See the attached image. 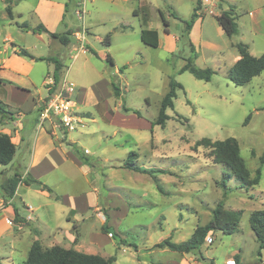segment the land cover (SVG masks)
I'll return each mask as SVG.
<instances>
[{"label": "rangeland", "instance_id": "1", "mask_svg": "<svg viewBox=\"0 0 264 264\" xmlns=\"http://www.w3.org/2000/svg\"><path fill=\"white\" fill-rule=\"evenodd\" d=\"M158 2V9L141 8V14L144 16L146 11L151 26L158 29L161 37L164 38V29L177 37L176 50L172 53L162 46L143 43L139 38V23L125 8L119 9L120 16L135 30H119L115 36H109L110 40L116 39L111 46L106 47L102 42L93 49L86 42L84 53L76 57L71 56L73 44L62 46L61 62L69 66L72 74H82V84L86 85L90 79L83 72V65L106 73L111 83L107 101L117 112L116 120L110 124L96 107L83 106L82 111H89L88 115L74 107V115L80 122L72 131L61 127L60 134L66 136L63 146L81 157L84 165L76 167L67 163L66 168L42 174L40 182L52 194L51 205L48 203L39 211L34 207L39 199H46L27 190L25 201L34 211L22 208L21 215L26 217L23 229L16 225L21 222L11 221V233L0 235V264H23L38 229L41 231L38 241L43 243V248L56 243L84 253L112 257L110 264H234L235 256L239 264H264V248L258 255V242L248 221L252 211L264 209V158L260 161L264 152V70L243 85H235L227 78L233 55L238 53L236 43L247 44L255 56L264 52V22L257 27L258 32L253 30L248 16L252 8H245L248 1L236 0L232 8L226 0L213 6V0L198 11L200 18H195V26L191 30L192 23L186 31L184 21L189 20L195 6L191 0ZM14 4L12 8H23L26 2L22 1L18 7ZM5 7L6 1L0 0V47L4 35L1 12ZM76 7L83 8L74 6L71 0L69 8ZM106 7L103 4L99 8ZM86 8L89 10L86 23L87 18L99 16L98 7ZM231 8L239 32L228 36L216 15ZM114 16L105 18L112 22ZM102 28L105 27L93 29L94 35L103 38ZM26 39L28 43L35 40L30 35ZM122 39L129 44L124 50L120 48ZM106 55L113 64L106 60ZM188 59L197 67H210L214 71L210 79H197L189 71L180 72ZM170 78L182 88L176 91L173 109L166 110L169 118L164 127L158 124L147 127L146 122L152 124L158 115ZM67 81L71 83L70 79ZM112 84L119 89V96L113 93ZM122 105L129 110L124 111ZM248 115L250 118L245 123ZM227 137L237 140L239 154L251 178L256 168L261 169L257 184L243 188L238 181L227 178L222 186L226 168L213 161L209 148L196 144L203 138L214 141ZM55 195L76 209L74 214H69V220L54 210ZM221 199L224 208L241 210L235 232L214 230L197 253L157 246L165 238L173 242L188 239L197 225L211 218L212 209ZM82 201L87 202L83 203V210L77 209L75 205ZM28 214L30 217L25 216ZM55 224L66 228V232L57 231ZM103 225L111 233L104 231Z\"/></svg>", "mask_w": 264, "mask_h": 264}, {"label": "crops", "instance_id": "2", "mask_svg": "<svg viewBox=\"0 0 264 264\" xmlns=\"http://www.w3.org/2000/svg\"><path fill=\"white\" fill-rule=\"evenodd\" d=\"M22 1L26 2V4H22L23 8L11 7V16H8L5 8L1 12V18L4 22L2 25L4 35L2 37L3 45L0 47V101L6 106L5 108L9 113L0 115V132L10 136L11 141L15 145V154L8 164L0 165V235L11 233V226H13V224H10L11 221L18 220V222L22 223L21 225L16 224L18 229H23V225L26 224L23 220L26 217L21 215V209L24 207L26 209L27 206H30L25 201L27 190L30 189L46 199V201L39 199L34 207L35 211L49 204L51 205L49 197L52 192L43 189L41 184L36 182L26 184L19 181L13 194L8 196L9 189H5V187L9 179L16 173L21 178L27 176L40 182L42 174L61 167L66 168L67 163H72L76 167L84 165L80 160L81 157L79 158L76 153L63 146L62 140L66 136L60 134V125H56L53 120L48 119L39 124L38 116L49 94L44 81L46 76L53 75L54 71V63L51 60L40 58L50 57L57 61L59 69L54 78L56 84L70 79L74 88L75 108H77L79 113L90 114L89 111H82L83 106L89 105L99 108L111 124L113 120H116L117 112L115 113L107 101V96L110 94L108 89L109 84H111L109 82L110 79L107 78L106 73L97 72L83 65V72L89 74L90 79L86 85L82 84L81 81L83 82L84 80L82 74H77L76 72L72 74L69 66L66 67L61 62L62 46L66 48L69 45L76 44L73 33L81 28V25L87 27V45L93 46L94 49L95 46H98V43L104 42V36L108 34V45L105 46H111L113 42H116V39L110 40L109 36H115V33L119 30L121 32L128 29L135 30L129 21H124L122 15L120 16L119 9L121 8H125L136 18L139 23V38L141 30L155 29L158 34V45L156 47L162 46L171 53L176 50L177 40V37L169 33L168 29L163 30L164 38L161 37L158 29L151 26V20L148 15L146 14V17H144L141 14V8L158 9L160 7L158 0H73L74 6H83L82 9L87 12L84 13L83 19L78 18L75 14L77 7L69 8L71 0H18L14 5L18 7ZM226 1L230 7L235 8L236 0ZM244 1H248L245 8H252L248 11V16L252 21L253 30L258 32L257 27H260V24L264 22V0ZM191 2L196 5L197 0H191ZM212 2L213 0H200L199 13L201 8L212 4ZM214 2L213 6L219 5L218 2L220 0H214ZM103 4L108 7L99 8ZM88 6L98 7L96 12L99 13V16L94 19L87 18L86 23V15L89 14V10L86 8ZM173 8L177 7L174 5ZM110 14L115 15L112 22L106 20ZM195 18L199 19L200 17ZM77 20L80 21L78 25L76 23ZM195 22H193L191 30L195 26ZM21 24H26L28 28H23ZM101 25L105 27L102 28L103 38L99 35H94L93 31V29L98 31ZM41 26L45 28V31L39 30ZM67 32L69 35H67L68 43L66 45H63L58 38L50 37L51 33L62 35ZM191 32L189 33L190 36ZM28 35L35 39L34 43H28L26 39ZM128 45L126 39L120 41L121 50L126 49ZM18 48L26 49L32 57L19 55L17 53ZM73 48L70 51H73ZM99 50L98 48L97 53ZM81 52L84 53V50L79 53ZM238 58L239 53H235L232 62L234 63ZM117 72L121 73V70L118 69ZM69 75H71V78ZM91 119L94 120V117ZM146 124L147 127L153 125L148 122ZM70 143L75 144V142L71 141ZM55 199L53 203L54 210L69 220V214H74L76 209L70 208L68 204L65 205L63 198L59 199L55 195ZM83 203L86 204L87 202L82 201L79 203L80 205H75V207L83 210L81 208ZM16 209L18 214L15 213ZM25 216L28 217L30 214ZM54 226L57 231L66 232L64 227L56 224ZM36 232L40 233L41 231L38 229ZM38 234L36 233V237L33 240H38ZM40 243L43 244L42 242ZM77 243L79 244V242ZM52 245L58 244L53 243ZM52 245H49V247Z\"/></svg>", "mask_w": 264, "mask_h": 264}, {"label": "trees", "instance_id": "3", "mask_svg": "<svg viewBox=\"0 0 264 264\" xmlns=\"http://www.w3.org/2000/svg\"><path fill=\"white\" fill-rule=\"evenodd\" d=\"M6 1V12L8 16H11V7L18 0H5ZM200 0H197L194 6L193 12L189 20L184 21L185 30H189L195 17L198 16V9ZM162 16V15H161ZM146 17V11L144 14ZM216 20L223 31L228 35L232 36L237 34L238 25L235 21L232 8L229 10H222L216 15ZM23 28H28L26 24H21ZM41 31H45V28L41 26ZM69 33L58 34L51 33L50 37L58 38V40L66 45L68 43ZM140 38L146 45L156 47L158 45V34L155 29H143L140 33ZM105 45H108L107 36L104 39ZM239 58L227 69V78L235 85H243L249 82L254 76L261 73L264 70V52L258 56L252 55L248 50V45L244 43H236ZM17 53L19 55L32 57L26 49L18 48ZM51 60L54 63L53 76L56 77V72L59 67L57 61L53 58L46 57L40 58ZM106 60L113 64L112 59L109 55H106ZM180 72L189 71L197 79L209 80L212 73L214 72L210 67L200 68L197 67L191 59L179 69ZM113 93L117 96L120 95L119 89L112 84ZM182 85L177 82L174 78H170L168 83V90L161 99L158 115L152 124H158L161 127L165 126L166 120L169 115L166 113L167 109H173V100L176 97V91L181 89ZM6 106L0 101V115L7 112ZM264 107V106H263ZM124 111H128L129 108L122 105ZM250 115L245 118V123L249 120ZM197 145H203L210 149L209 153L215 163L222 164L226 170L223 172L221 178L222 186L226 185L227 178H233L239 182V185L243 188L251 187L259 182L261 169L256 168L254 177H250L249 170L244 164V160L239 154L238 142L234 137H227L223 140H214L210 138H203L201 141L196 143ZM15 154V145L11 141L10 136L6 133L0 132V165L8 164ZM130 154H134L130 153ZM264 152L260 157L261 163L263 162ZM133 165V164H132ZM131 165V166H132ZM134 169H138L133 166ZM21 181L26 184L36 182L41 184L43 189L51 191L49 187L42 184L41 182L34 180L30 177L21 178L17 173L9 179L7 186L8 196H11L14 192L16 184ZM15 213L18 214L17 209ZM241 216V210H232L224 208V200H219L215 207L212 209L211 218L202 225H197L190 237L181 242H173L168 238L163 239L157 244L159 247H167L170 250L181 252V253H197L200 246L204 243L206 237L214 230H220L223 233H233L237 230ZM249 226L252 229L255 238L258 242V255L261 254V250L264 248V209H256L250 213ZM102 229L108 233H111L106 229V225H103ZM113 235V234H112ZM113 260L112 257L104 258L98 254L84 253L73 248H65L60 245H52L48 248H43L38 240H33L23 264H110ZM234 264H239L238 257L235 256Z\"/></svg>", "mask_w": 264, "mask_h": 264}, {"label": "built area", "instance_id": "4", "mask_svg": "<svg viewBox=\"0 0 264 264\" xmlns=\"http://www.w3.org/2000/svg\"><path fill=\"white\" fill-rule=\"evenodd\" d=\"M84 13L82 9L75 11L77 17L81 19H83ZM87 33V28L84 25H81V28L73 33L76 44L73 48L72 57H76L80 51L85 50ZM44 83L49 90V94L40 110L39 124L48 119L53 120L56 125H60L67 131L74 130L80 120L74 115L75 101L70 98L74 91L73 85L66 80L56 84L52 74L46 76ZM26 209L32 211L31 206H27Z\"/></svg>", "mask_w": 264, "mask_h": 264}]
</instances>
